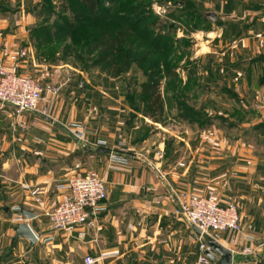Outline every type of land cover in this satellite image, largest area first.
Wrapping results in <instances>:
<instances>
[{
	"label": "crops",
	"instance_id": "obj_1",
	"mask_svg": "<svg viewBox=\"0 0 264 264\" xmlns=\"http://www.w3.org/2000/svg\"><path fill=\"white\" fill-rule=\"evenodd\" d=\"M13 1L0 0V66L18 73L33 71L42 83L57 82L59 66L52 65L47 70L46 65L37 62L29 46V35L36 28L37 21L33 14L25 11L28 5L33 9L38 0H18L19 16L12 18L1 14L9 12L7 6ZM200 2L207 7L204 0ZM212 9L217 17L211 21L212 27L205 34L211 43L206 52L211 53L210 58H215V64L211 69L205 62L203 68L212 70L218 82L223 73L232 72L234 81L246 72L242 78L246 80L244 85L252 88L254 93L264 94V0H214ZM205 73H208L207 70ZM69 80L63 83L59 99L57 97L54 101V97L49 98L48 117L36 111H23L17 118L10 117V106L0 102V250L12 247L13 225L24 222L18 219L10 226L7 219L1 216V213L10 212L17 215L12 210L14 205L36 213L34 218L25 221L38 240L31 245L28 239L19 236L13 249L23 246L27 252L35 253L45 237L52 236L50 230L65 240L68 236L77 237L76 229L53 231L42 211L58 202L61 197L58 184L70 176L74 166L79 164L82 170L97 171L105 181L106 197L95 226L112 234L117 230L112 226L116 227L118 222H124L122 227L128 225L135 228L128 219L133 215L139 218L136 231L123 242L125 246L131 244L135 252L142 253L132 257L135 264L150 257L159 262L166 254L167 261H174L170 259V251L175 250V238L168 234L161 246L156 245L161 242L158 238L162 230L175 233L174 226L185 225L199 238L190 224L174 214L177 201H174L172 192L179 191L180 187L195 189L203 194L211 189L219 195L222 204L235 202L240 213V231L234 234H238V242L235 246L230 245L227 237L234 236L230 232L221 233L222 238L218 242L233 251V264H264V100L259 108L251 106L256 94L254 99L239 101L248 110L244 113L248 127L242 133H231L228 137L219 128H214L213 132L206 129L201 130L199 146H189L185 142L188 145L185 152L189 151L193 164L190 161L186 166L178 167L175 162L166 164L154 156L155 151L161 148V142L159 147L150 143L152 151L146 154L148 136L137 144L126 140L129 134L126 129L131 122L127 116L123 119L124 126L120 127L123 112L130 110L124 97L109 96L98 98L95 102L85 85L82 87L78 83L80 94L73 100L74 79ZM89 104L92 107H86ZM95 105L102 108L96 111ZM134 128L137 126L130 130ZM212 134L216 137L214 143ZM244 134L250 136L245 139ZM97 141L104 144L98 146ZM124 141L127 146L122 145ZM111 152L125 157L127 163L111 164L108 160ZM25 186L40 188L43 199L40 205L37 206L27 195L29 189ZM151 204L154 205L151 207ZM6 207H9L8 211ZM122 215L124 221H120ZM148 216L156 222L152 236L145 232V218ZM117 231L120 235L114 241L121 243L122 237L126 240L128 229L125 234L122 228ZM88 239L89 254H97L92 237ZM50 240L46 241V247L57 248L61 244L59 238Z\"/></svg>",
	"mask_w": 264,
	"mask_h": 264
},
{
	"label": "rangeland",
	"instance_id": "obj_2",
	"mask_svg": "<svg viewBox=\"0 0 264 264\" xmlns=\"http://www.w3.org/2000/svg\"><path fill=\"white\" fill-rule=\"evenodd\" d=\"M204 2L207 7H203L200 0H99L96 20L87 19L83 22H79V16L76 15V8L80 7L76 0H46L44 4L38 0L37 7L33 9L28 5L25 12L33 14L37 21L36 29L29 35V46L35 59L46 65L47 70H50L52 65L59 66L57 68L59 72H56L59 76L57 82L42 83L33 71L21 73L33 77L42 87L46 100L39 103V109L44 107L48 114L49 98L54 97V101L57 97L59 99L63 83L71 81L69 80L71 78L74 79L73 100L80 94L78 83L82 87L85 85L87 93L91 97L94 96L92 101L95 102L98 98L122 96L130 109L123 112L125 114L120 119V127L124 126L123 119L127 116L131 122L126 129L129 133L126 135V140L137 144L139 140L148 136L149 141L145 146L146 154L152 151L150 143H156L155 147H159L161 142V148L155 151L154 156L164 160L166 164L175 162L178 167L186 166L193 161L188 156L189 151L185 152V147L199 146L201 130L208 129L213 132L214 128H219L227 133L228 137H231V133H242L243 129L248 127L246 115H244L248 110L239 101L252 97L254 99L256 93L263 96L264 94L258 91L254 93L252 88L244 85L246 80L242 78L245 77L246 72H241L240 78L234 81H232L234 78L232 72L223 73L221 74L223 78L218 77L220 79L218 82L212 70L203 68L205 62L210 67L215 64V58H210L211 53L206 52L211 43L205 31L210 30L212 26L211 20L204 14L205 9L213 10L214 0H204ZM18 5V0L13 1L7 6L9 12L1 14L12 18L21 15L18 12L20 11ZM137 16L140 22L133 25ZM159 21L164 23L162 32L154 30L147 33L146 26L149 23L158 24ZM213 27L216 29V26ZM122 28L132 33L133 44L123 46L117 43L111 44L110 38ZM210 35L213 36V34ZM156 43L161 46L156 48L154 45ZM210 47L214 48V45ZM244 57L246 58L247 55L245 54ZM208 58L211 60L207 61ZM210 71L212 74L209 75ZM153 78L160 80L159 89L164 103L163 117L159 123L144 114L146 103L140 93L142 83ZM48 88H54L56 92L48 91ZM69 89L71 90L72 87ZM131 93L134 96H128ZM232 93L236 96H232ZM69 95L72 94L69 93ZM262 102L254 99L251 106L259 108ZM95 106L96 111L102 108L99 105ZM86 107L90 108L92 104ZM190 109H193V112ZM12 111L10 109V117L14 118L23 113H12ZM46 114L42 115L46 117ZM208 118L209 120H206ZM133 126L137 128L130 130ZM232 127L236 130L232 131ZM248 136L250 135L244 134L243 138L246 139ZM211 137L214 143L216 137L214 134ZM118 145H120L119 142ZM122 145L127 146V143L124 141ZM108 160L110 161V157ZM123 163H127V159ZM25 188L29 189L27 195L33 202L37 206L40 205L43 200L40 188L37 186H25ZM33 189L37 190L35 196L31 193ZM181 192L203 194L195 189L180 187L179 191L172 192L174 201ZM36 197H40V201H36ZM157 201L160 202V200ZM51 208L42 211L48 220V212ZM1 216L7 219L10 226L18 219L26 220L23 216L14 215L11 212L1 213ZM123 217L122 215L120 221H124ZM138 219L135 215L128 219L135 228L128 225L122 227L124 222H118L117 228L112 226V229L120 231L122 228L124 234L128 229L126 240L122 237V244L117 240L114 241L120 235L117 230L107 234L103 228L97 226L86 229L83 239H79L77 233L76 238L68 236L67 240L66 238L63 240L50 230L52 236L45 237L35 253L27 252V248L23 246H17L14 249V245L2 248L0 264H85L83 262L85 252L89 254L91 250L87 243L88 237H92L97 251V254L94 252L90 254L98 259L94 264H135L132 257H137L139 252H135L131 244L125 246L123 242L131 238L130 233L133 234L136 231ZM152 219L150 216L145 218V225H147L145 232L149 236L153 235L156 224ZM174 228L175 233L162 230L158 238L161 242L156 244L161 246L162 240L168 234L175 238V250L170 251V259H174L173 262L167 261L166 254L159 262L154 261V257H150L144 262L138 260L136 264H202L199 263L200 239L195 237L185 225L178 224ZM90 233L91 235L87 236ZM238 234L230 235V237L228 235L227 241L230 245L237 244ZM56 238H59L61 242L57 248L50 245L46 247V241H52L50 239L56 241ZM219 238H222L221 234ZM148 252L150 255V248ZM216 262L217 260L209 258L206 264H216Z\"/></svg>",
	"mask_w": 264,
	"mask_h": 264
},
{
	"label": "built area",
	"instance_id": "obj_3",
	"mask_svg": "<svg viewBox=\"0 0 264 264\" xmlns=\"http://www.w3.org/2000/svg\"><path fill=\"white\" fill-rule=\"evenodd\" d=\"M48 91L56 92V89L48 88ZM255 98L258 102L264 100L260 93H256ZM45 100L42 87L33 77L0 66V102L10 106L12 113L36 111L46 114L44 107H38ZM103 144L98 142V145ZM109 157L111 163L126 161L125 157L115 152H111ZM58 188L61 189V197L48 212L50 226L57 232L76 229L79 239H83L85 230L95 226L97 215L102 209V201L106 196L105 181L97 171L82 170L76 164L73 173L59 183ZM36 192V189L31 190L33 195ZM39 198L36 197V201H40ZM176 201L174 214L180 220L195 225L202 233L217 241L223 232L234 235L240 231V213L236 203L230 201L222 204L221 198L213 190L204 194L181 192ZM20 209L19 205L12 207L14 212ZM199 239V263L206 264L209 258L205 251L212 249L203 238ZM97 260L90 254L83 257L85 264H94Z\"/></svg>",
	"mask_w": 264,
	"mask_h": 264
},
{
	"label": "trees",
	"instance_id": "obj_4",
	"mask_svg": "<svg viewBox=\"0 0 264 264\" xmlns=\"http://www.w3.org/2000/svg\"><path fill=\"white\" fill-rule=\"evenodd\" d=\"M40 1H41V4H44L46 0H40ZM76 2L80 6L76 8V15L79 16L78 17L79 22L86 21L87 19L96 20V13L98 12L99 0H76ZM35 7H37V5ZM85 16H88V17L85 18ZM138 22H140V19L137 16L133 25H137ZM163 27H164V23L162 21H159L158 24L149 23L146 26L145 30L147 31V33H150L151 31H154V30L158 32H162L161 30ZM160 36L162 37V35ZM132 37H133L132 33L122 28L116 31L114 36H112L110 40H111V44L117 43L118 45L123 46V45L133 44ZM154 45H156L155 46L156 48L161 46V44H157V43ZM209 74H212V73H209ZM159 87H160L159 78H153L149 81L143 82L140 88V93L142 94L145 100V103H146L144 114L146 116H149L154 122H158V123L162 121L163 112H164V109H163L164 103H163V99H162ZM222 88H225V87H222ZM132 94L133 93H131L128 96H134ZM231 95L234 97L236 96L235 93H232ZM190 110L193 112V109H190ZM206 120H209V118Z\"/></svg>",
	"mask_w": 264,
	"mask_h": 264
},
{
	"label": "water",
	"instance_id": "obj_5",
	"mask_svg": "<svg viewBox=\"0 0 264 264\" xmlns=\"http://www.w3.org/2000/svg\"><path fill=\"white\" fill-rule=\"evenodd\" d=\"M204 14L207 16V18L211 21H215L217 14L215 11H205ZM100 150V149H99ZM6 210H9V207H6ZM18 215L23 216L26 220L32 219L36 216V213L32 210L21 208L16 212ZM192 230L194 233L200 237L203 238L207 244L211 247L212 251L206 250L205 254L211 258L212 260H217L216 264H233V251L222 245L220 242L212 238L210 235L206 233H202L195 225L190 224ZM14 234L11 238V246L14 244V241L17 237H23L28 239L29 243L31 245H34L35 242L38 240L37 235L35 232L31 229L30 225L24 221V222H18L15 223L13 227Z\"/></svg>",
	"mask_w": 264,
	"mask_h": 264
}]
</instances>
